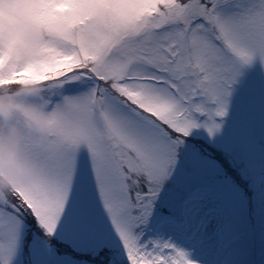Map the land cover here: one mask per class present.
Masks as SVG:
<instances>
[{
    "label": "snow or ice",
    "instance_id": "snow-or-ice-1",
    "mask_svg": "<svg viewBox=\"0 0 264 264\" xmlns=\"http://www.w3.org/2000/svg\"><path fill=\"white\" fill-rule=\"evenodd\" d=\"M257 59L264 0H0V93H35L12 121L35 167L0 195V264H13L25 213L51 237L69 206L84 229L102 210L118 237L90 264H197L146 228L184 138L220 130ZM37 66L51 75L17 92ZM37 115L42 130L25 123Z\"/></svg>",
    "mask_w": 264,
    "mask_h": 264
},
{
    "label": "rangeland",
    "instance_id": "rangeland-1",
    "mask_svg": "<svg viewBox=\"0 0 264 264\" xmlns=\"http://www.w3.org/2000/svg\"><path fill=\"white\" fill-rule=\"evenodd\" d=\"M199 119L203 121L206 117ZM217 121H222L221 128L214 135L199 127L184 138L175 170L165 182L146 228L148 236L170 240L188 251L197 264H232L237 248L242 251L246 246H256L253 240L264 236V226H261L264 203H260V200L264 202L261 192L264 188V64L258 59L242 68L232 86L228 113ZM222 158L225 164L234 165L233 169L246 186L242 200L248 199L253 204L246 203L250 205L242 207L237 195L243 193L229 191L233 187L227 186L228 178L218 181L222 184L219 188L222 197L228 187L227 200L233 206L230 211L231 204H222L218 197L215 204L213 199L206 200L208 204H178L184 190L193 182L212 185L221 173L218 161ZM223 174L226 175L224 171ZM166 213L189 224L185 235H179L173 223L162 222ZM252 216L254 220L259 219L257 226V222H247ZM32 219L34 228L28 229L21 217L13 264H90L88 257L101 253L110 258L114 251L100 247L105 236L118 240L102 210L93 218V226L84 229L73 207L69 206L51 237L34 216Z\"/></svg>",
    "mask_w": 264,
    "mask_h": 264
},
{
    "label": "clouds",
    "instance_id": "clouds-1",
    "mask_svg": "<svg viewBox=\"0 0 264 264\" xmlns=\"http://www.w3.org/2000/svg\"><path fill=\"white\" fill-rule=\"evenodd\" d=\"M51 75L39 66L25 70L22 73L23 81L18 82L17 92L23 88H34L42 83L43 78ZM0 87H3L0 85ZM35 95L24 92L20 95H5L0 93V128L6 129L0 133V195L9 189L20 187L31 178L35 162L27 158L20 148V139L16 125L12 123L19 110L28 107L26 100ZM27 126L42 130L44 120L39 115L25 117Z\"/></svg>",
    "mask_w": 264,
    "mask_h": 264
},
{
    "label": "trees",
    "instance_id": "trees-1",
    "mask_svg": "<svg viewBox=\"0 0 264 264\" xmlns=\"http://www.w3.org/2000/svg\"><path fill=\"white\" fill-rule=\"evenodd\" d=\"M219 158H221V157H219ZM218 162L220 164L219 172H221V173H219L217 175L216 180L212 183V185H214V186L209 185V184H207V185L195 184V182H193L190 186H188V188L186 190H184L180 199L178 200V204H208L206 202V200H210V199L215 200L216 197H218L219 199L220 198L222 199V204H226V205L231 204L227 200L228 187H225V193H224L223 197L221 196V193H219V190H220L219 188L222 185L218 181L219 178H221V179L222 178L223 179L228 178V180L226 182L227 186L233 187V189H230L229 191H237L239 194L244 192L246 194V186L242 183V178L233 169L234 165L233 164H225L223 162V158H222V160H220ZM221 164H224V166H221ZM223 171L226 173V175L223 174ZM261 192L264 193V188L261 189ZM244 193H243V195H237L240 198L239 202L241 203L243 208L245 207L243 204H246V203L253 204V203L249 202L248 199L246 200L244 198L242 200V197H244V195H245ZM247 193H249V191H247ZM216 200L213 202L214 204L216 203ZM260 203L263 204L264 202H262L260 200ZM250 204H246V206H248ZM222 207L225 209L224 205ZM256 208L257 207H255L254 209H256ZM231 209H233L232 204L230 205L229 211ZM236 209H237V207H236ZM236 209H235V212H236ZM164 212H167V211H164ZM253 212H256V211H253ZM257 212H259V211H257ZM165 215L166 216L163 218L162 222L173 223L175 225L174 227L178 230L179 235H185L186 234L185 231H186V228L188 227L189 224H187L186 222L184 223L185 220H183V219L180 220L178 218L175 219V217H171L167 213ZM234 215H237V213H234ZM244 217H246V216H244ZM22 218L26 221L28 229L34 228L33 219H32L33 216L31 217L29 214L25 213L22 216ZM247 222L248 223H254V224L257 222L256 223V226H257L259 224V219L254 220V217L252 216ZM261 226H264V222L261 223ZM233 229H235V228H233ZM231 230H230V233H233V234L236 233L235 231H231ZM262 231L264 232V228L262 229ZM259 235H260V233H259ZM253 241L256 244V246H246L245 248L242 249V251L240 250V248H237L238 251L236 253V257H234V259H233L234 264H264V236L262 235L260 238H257L256 240H253ZM25 261H26V258H25Z\"/></svg>",
    "mask_w": 264,
    "mask_h": 264
}]
</instances>
